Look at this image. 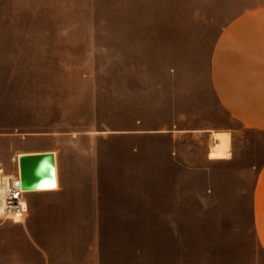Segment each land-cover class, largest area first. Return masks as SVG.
Masks as SVG:
<instances>
[{
	"label": "rangeland",
	"instance_id": "rangeland-1",
	"mask_svg": "<svg viewBox=\"0 0 264 264\" xmlns=\"http://www.w3.org/2000/svg\"><path fill=\"white\" fill-rule=\"evenodd\" d=\"M260 5L0 0V164L56 151L62 188L0 216V264H264V132L210 81L222 27ZM212 131L231 134L230 159L208 158Z\"/></svg>",
	"mask_w": 264,
	"mask_h": 264
},
{
	"label": "crops",
	"instance_id": "crops-1",
	"mask_svg": "<svg viewBox=\"0 0 264 264\" xmlns=\"http://www.w3.org/2000/svg\"><path fill=\"white\" fill-rule=\"evenodd\" d=\"M210 81L230 116L245 127L264 132V5L239 13L222 27L210 54ZM43 151L50 150L35 152ZM61 189L60 185L56 191ZM253 219L264 248V167L254 190Z\"/></svg>",
	"mask_w": 264,
	"mask_h": 264
},
{
	"label": "water",
	"instance_id": "water-1",
	"mask_svg": "<svg viewBox=\"0 0 264 264\" xmlns=\"http://www.w3.org/2000/svg\"><path fill=\"white\" fill-rule=\"evenodd\" d=\"M20 182L24 190L37 189L45 178L53 177L56 157L52 152H27L19 157Z\"/></svg>",
	"mask_w": 264,
	"mask_h": 264
},
{
	"label": "bare ground",
	"instance_id": "bare-ground-1",
	"mask_svg": "<svg viewBox=\"0 0 264 264\" xmlns=\"http://www.w3.org/2000/svg\"><path fill=\"white\" fill-rule=\"evenodd\" d=\"M210 149L208 151V158L211 160H223V159H230L231 158V145H232V138L231 134L226 131H212L210 133ZM47 152V151H44ZM55 154L54 151H49ZM27 153V152H25ZM24 153L17 155L16 162L18 164V168L16 169V174L21 175V170L19 166V157L22 156ZM59 178L58 173L56 174V167L53 177L45 178L40 183L39 188L33 190H27L28 192H44V191H54L59 189ZM4 197L5 191L4 189L0 188V214L3 211L4 207ZM20 219L17 218V223Z\"/></svg>",
	"mask_w": 264,
	"mask_h": 264
},
{
	"label": "built area",
	"instance_id": "built-area-1",
	"mask_svg": "<svg viewBox=\"0 0 264 264\" xmlns=\"http://www.w3.org/2000/svg\"><path fill=\"white\" fill-rule=\"evenodd\" d=\"M18 182H20L19 174H9L0 164V188L5 191L4 207L0 216L14 222L17 221V218L20 219L19 222L23 221L28 214L26 198L28 191L18 185Z\"/></svg>",
	"mask_w": 264,
	"mask_h": 264
}]
</instances>
